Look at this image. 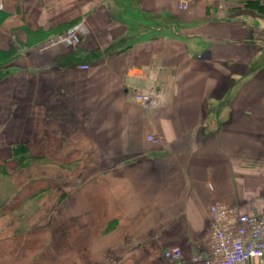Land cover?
<instances>
[{
  "label": "crops",
  "instance_id": "crops-1",
  "mask_svg": "<svg viewBox=\"0 0 264 264\" xmlns=\"http://www.w3.org/2000/svg\"><path fill=\"white\" fill-rule=\"evenodd\" d=\"M212 203L264 206V0H0V264L189 263Z\"/></svg>",
  "mask_w": 264,
  "mask_h": 264
},
{
  "label": "built area",
  "instance_id": "built-area-1",
  "mask_svg": "<svg viewBox=\"0 0 264 264\" xmlns=\"http://www.w3.org/2000/svg\"><path fill=\"white\" fill-rule=\"evenodd\" d=\"M78 25L74 24L63 33L45 40L40 49H47L62 41L75 45ZM80 67L86 68L87 65ZM132 98L145 107L160 103V97L153 88L135 90ZM147 138L158 141L153 135H147ZM208 212L212 225V242L208 253H193L188 263L181 248L174 245L163 249L164 264H264V206L239 211L230 210L224 204L212 203Z\"/></svg>",
  "mask_w": 264,
  "mask_h": 264
},
{
  "label": "trees",
  "instance_id": "trees-1",
  "mask_svg": "<svg viewBox=\"0 0 264 264\" xmlns=\"http://www.w3.org/2000/svg\"><path fill=\"white\" fill-rule=\"evenodd\" d=\"M4 54H6V56H7V55H9L10 53H9V52H6V53H4ZM20 146H21V145H19V144L14 145V146H13V149H14L13 151H14V152H18V149H19Z\"/></svg>",
  "mask_w": 264,
  "mask_h": 264
},
{
  "label": "rangeland",
  "instance_id": "rangeland-1",
  "mask_svg": "<svg viewBox=\"0 0 264 264\" xmlns=\"http://www.w3.org/2000/svg\"><path fill=\"white\" fill-rule=\"evenodd\" d=\"M64 31H62V32H60L59 34H61V33H63ZM158 105V104H157ZM144 106V105H143ZM145 107V106H144ZM145 108H147V107H145Z\"/></svg>",
  "mask_w": 264,
  "mask_h": 264
},
{
  "label": "bare ground",
  "instance_id": "bare-ground-1",
  "mask_svg": "<svg viewBox=\"0 0 264 264\" xmlns=\"http://www.w3.org/2000/svg\"><path fill=\"white\" fill-rule=\"evenodd\" d=\"M149 106H147V108H148Z\"/></svg>",
  "mask_w": 264,
  "mask_h": 264
}]
</instances>
